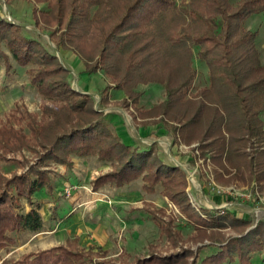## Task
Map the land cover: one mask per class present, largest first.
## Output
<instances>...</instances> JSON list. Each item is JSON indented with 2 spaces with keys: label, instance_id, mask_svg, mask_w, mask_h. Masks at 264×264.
Masks as SVG:
<instances>
[{
  "label": "trees",
  "instance_id": "trees-1",
  "mask_svg": "<svg viewBox=\"0 0 264 264\" xmlns=\"http://www.w3.org/2000/svg\"><path fill=\"white\" fill-rule=\"evenodd\" d=\"M57 3V21L68 16V31H63L58 43L68 37L66 33L77 23L84 30L89 25L96 29L97 56H89L87 72L102 68L115 73L118 75L115 86L122 88L133 79L145 80L152 69L163 70L167 67L163 60L170 56L172 72L167 78L155 77L165 83L167 93L159 108L163 113L171 108L183 110L182 119L187 118L179 123L183 133H190L191 139H207L225 129L232 134L229 141L222 134L216 135L207 146L218 144L221 156L227 151L229 159L245 154L239 145L233 147L236 141L240 146L246 142L244 140L264 141L261 118L264 65L254 46L256 31L242 29L246 17L264 12V0H237L235 5L230 0H69L66 7L65 0H57ZM195 46L211 70V86L202 94L208 96L211 91L215 92L218 105L197 99L189 103V99H184L196 76ZM157 58L158 64L155 63ZM12 59L23 67L32 65L28 69L31 83L45 97L65 101L62 108L66 110L61 113L53 109L51 121L35 127L36 134L42 136L44 148L37 161L10 176L0 163V249L16 243L18 232L42 229L41 203L35 193L43 187H53L50 169L44 166L50 161L70 164V154L98 155L111 161L113 169L95 179V188L107 183L124 186L142 178L147 191L155 192L161 187L163 194L178 203L187 220L197 226L224 224L226 219H231L229 214L204 211L206 208L197 210L187 193L186 171L180 165H169L153 147L131 146L113 133L102 111L94 107V95L73 87L70 70L59 55L40 39L28 35L22 24L0 17V62L4 63L6 77L15 71ZM74 114L78 115L76 119H73ZM5 156L0 149V162ZM219 163L226 168L223 161ZM231 163L237 168L243 166L236 160ZM249 166L254 171L253 161H249ZM152 214L162 220L153 211ZM166 229L170 231L171 227L166 226ZM260 232L257 226L230 237L217 253L204 257L201 264H223L235 258L241 264H254L251 253L264 248V234ZM97 254L94 248L61 243L24 253L17 259H4L0 264H176L184 255L183 251L169 256L152 253L148 258L117 262L110 258L96 261ZM190 264H196L195 259Z\"/></svg>",
  "mask_w": 264,
  "mask_h": 264
},
{
  "label": "rangeland",
  "instance_id": "rangeland-1",
  "mask_svg": "<svg viewBox=\"0 0 264 264\" xmlns=\"http://www.w3.org/2000/svg\"><path fill=\"white\" fill-rule=\"evenodd\" d=\"M68 1L65 0V7ZM236 2L230 0L233 5ZM57 4V0H0V17L22 24L28 35L40 39L59 55L63 65L70 70L73 87L94 95V107L102 111V117L113 133L131 146L153 147L169 165H180L186 171L187 193L197 210L206 208L204 211L229 214L231 219H226L224 224L197 226L187 220L181 206L164 195L161 187L155 192L147 191L142 178L124 186L107 183L95 188V179L113 169L111 161L98 155L70 154V164L50 161L44 166L50 169L53 187H43L35 193L41 203L42 229L18 232L16 243L0 249V263L4 259H17L24 253L63 243L94 248L99 252L95 255L96 261L102 258L133 261L138 257L148 258L152 253L169 256L183 251V257L176 264H190L194 259L196 264H201L204 257L217 253L230 237L242 235L257 226L263 236L264 141L244 140L246 142L241 146L236 141L233 147L239 145L245 154L229 159L227 151L221 156L218 144L207 146L216 135L222 134L229 141L232 134L225 129L207 139H191L190 133H183L179 124L187 119H182L183 110L171 108L168 113H163L159 108L167 93L165 83L155 77L167 78L172 72L170 56L163 60L166 68L161 71L152 69L145 80L133 79L122 88L115 86L118 79L115 73L110 74L102 68L87 72L89 56H97L96 29L89 25L84 30L77 23L66 33L68 37L58 43L63 31H68V16L57 21ZM68 9L69 5L66 14ZM242 29L256 31L254 46L264 65V12L246 17ZM198 53L195 46L193 65L196 76L184 99H189V103L197 99L218 105L215 92L211 91L206 97L202 94L211 86V70L209 63ZM12 60L15 71L9 77L5 75L4 63L0 62V149L6 155L0 163L8 176L27 169L44 151L42 136L36 134L35 127L40 128L51 121L53 109L61 113L66 110L62 108L65 101L45 97L31 83L28 69L32 65L23 67ZM158 61L159 58L155 59L156 64ZM72 116L73 119L78 117ZM261 118L264 121V111ZM195 146H199V152ZM172 158L178 161L171 162ZM231 160L242 162V168L235 167ZM219 161H223L226 168ZM249 161L254 162V171ZM228 187L250 191L252 196L244 198L217 191ZM152 211L162 220L154 218ZM166 226L171 227L170 231ZM251 258L254 264H264V248L252 252ZM223 264L241 262L235 258Z\"/></svg>",
  "mask_w": 264,
  "mask_h": 264
},
{
  "label": "built area",
  "instance_id": "built-area-1",
  "mask_svg": "<svg viewBox=\"0 0 264 264\" xmlns=\"http://www.w3.org/2000/svg\"><path fill=\"white\" fill-rule=\"evenodd\" d=\"M196 147V146H195ZM196 152H199V146L196 147ZM67 191L70 190V188H67L66 189ZM218 192L220 193H228V194H233V195H236L237 197H244V198H251L252 196V193L250 191H241V190H238L234 187H228L227 189H217Z\"/></svg>",
  "mask_w": 264,
  "mask_h": 264
},
{
  "label": "crops",
  "instance_id": "crops-1",
  "mask_svg": "<svg viewBox=\"0 0 264 264\" xmlns=\"http://www.w3.org/2000/svg\"><path fill=\"white\" fill-rule=\"evenodd\" d=\"M170 146H172V143L171 142H170ZM172 157H174V156H172ZM170 159H171V156H170ZM173 160H175V158L174 159L172 158V160H170V161L172 162ZM175 161H178V159H176ZM175 164H177V163H175Z\"/></svg>",
  "mask_w": 264,
  "mask_h": 264
}]
</instances>
